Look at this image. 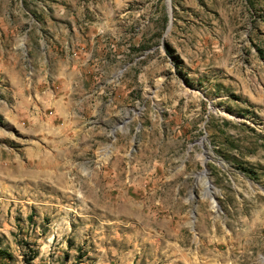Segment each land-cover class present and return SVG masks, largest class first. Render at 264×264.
Here are the masks:
<instances>
[{"label":"rangeland","instance_id":"obj_1","mask_svg":"<svg viewBox=\"0 0 264 264\" xmlns=\"http://www.w3.org/2000/svg\"><path fill=\"white\" fill-rule=\"evenodd\" d=\"M0 264H264V0H0Z\"/></svg>","mask_w":264,"mask_h":264},{"label":"bare ground","instance_id":"obj_2","mask_svg":"<svg viewBox=\"0 0 264 264\" xmlns=\"http://www.w3.org/2000/svg\"><path fill=\"white\" fill-rule=\"evenodd\" d=\"M200 177H202V178H203V177H207V175H206V174H203V175H201Z\"/></svg>","mask_w":264,"mask_h":264}]
</instances>
